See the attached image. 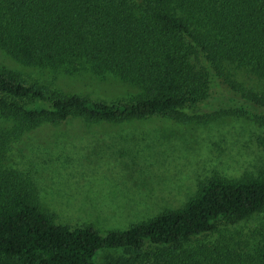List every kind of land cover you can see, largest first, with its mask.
<instances>
[{"label":"trees","instance_id":"trees-1","mask_svg":"<svg viewBox=\"0 0 264 264\" xmlns=\"http://www.w3.org/2000/svg\"><path fill=\"white\" fill-rule=\"evenodd\" d=\"M0 50L137 89L107 103L0 67V264H264V172L213 175L180 207L101 234L55 222L31 177L6 164L13 139L72 117L205 124L229 114L257 125L264 144V0H0ZM259 213L253 232H221ZM213 231L222 235L189 243ZM100 250L113 254L98 263Z\"/></svg>","mask_w":264,"mask_h":264},{"label":"rangeland","instance_id":"rangeland-1","mask_svg":"<svg viewBox=\"0 0 264 264\" xmlns=\"http://www.w3.org/2000/svg\"><path fill=\"white\" fill-rule=\"evenodd\" d=\"M0 67L14 70L27 83L107 103L128 100L137 90L109 74L98 77L88 70L67 73L21 64L2 50ZM242 76L247 86L254 85L252 75ZM258 89L263 90L262 85ZM260 138L257 125L229 114L205 124L179 123L160 115L120 123L72 117L42 123L13 139L6 164L31 177L55 222L90 224L102 234L180 207L199 182L213 175L238 178L264 172ZM262 215L227 225L221 232L249 234ZM221 235L213 231L189 243L215 241ZM107 254L113 252L98 251L95 261H105Z\"/></svg>","mask_w":264,"mask_h":264}]
</instances>
